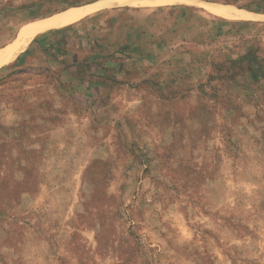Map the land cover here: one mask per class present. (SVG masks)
Wrapping results in <instances>:
<instances>
[{
	"label": "rangeland",
	"instance_id": "1",
	"mask_svg": "<svg viewBox=\"0 0 264 264\" xmlns=\"http://www.w3.org/2000/svg\"><path fill=\"white\" fill-rule=\"evenodd\" d=\"M28 1L0 0V53L144 8L0 69V264H264V0Z\"/></svg>",
	"mask_w": 264,
	"mask_h": 264
},
{
	"label": "bare ground",
	"instance_id": "2",
	"mask_svg": "<svg viewBox=\"0 0 264 264\" xmlns=\"http://www.w3.org/2000/svg\"><path fill=\"white\" fill-rule=\"evenodd\" d=\"M180 4H187V5H195L190 0H161L159 1V5H180ZM112 4L109 3H101L98 6L91 8L87 7L81 10H74L60 16L54 17L49 19L44 23H35L30 24L25 27L21 32V39L17 41L16 44L7 47L2 53H0V66L8 65L12 63L17 56L23 51L26 45L33 41V39L38 35V33L44 29L58 27L61 26L71 20L76 18L85 16L86 14L110 8Z\"/></svg>",
	"mask_w": 264,
	"mask_h": 264
},
{
	"label": "crops",
	"instance_id": "3",
	"mask_svg": "<svg viewBox=\"0 0 264 264\" xmlns=\"http://www.w3.org/2000/svg\"><path fill=\"white\" fill-rule=\"evenodd\" d=\"M39 0H34V1H31V0H29L25 5H24V7L25 8H33V7H38V2ZM67 1V0H66ZM72 1V0H71ZM70 1V2H71ZM99 1H105V0H97V1H95L94 3H97V2H99ZM94 3H87V4H81V5H76V4H72L71 6H69L68 8H66V9H64L63 11H66V10H68V9H71V8H79V7H83V6H87V5H91V4H94ZM41 5H42V3H41ZM139 8H144V7H130V6H116V7H113V8H111L110 10H108V11H105V12H99V13H97L96 15H94V16H91V17H88V18H86V19H84V20H82L81 22H79V23H76V24H73V25H69V26H66V27H64L63 29H60V28H62V27H60V28H56V29H52V30H50V31H47V32H45L46 34L48 33V32H51V31H56L57 29H58V31H61V30H68L69 28H71V27H73V26H75V25H78V24H81V23H85V22H87V21H89L91 18H94V17H96V16H99V15H101V14H104V13H106V12H114V13H117V12H121L122 10L124 11V10H132V11H137ZM63 11H61V12H63ZM60 13V12H59ZM55 14H57V13H55ZM54 15V14H53ZM53 15H51V16H53ZM51 16H48V17H44V18H39V19H35V20H31V21H29V22H27L26 24H24V26H22L20 29H19V31H18V33H17V36L14 38L15 40H17L18 38H19V36H20V31L25 27V26H27L30 22H36V21H38V20H42V19H46V18H49V17H51ZM45 33H43L42 35H39V36H37L36 38H35V40H39V42H40V44H42L43 42H44V38L45 37H43V35L45 34ZM13 39V40H14ZM12 40V41H13ZM11 41V42H12ZM10 43V42H9ZM9 43H7V44H9ZM7 44H5L2 48H0V50L1 49H4L5 47H6V45ZM34 44V42H32L31 44H30V46H28L27 47V49L29 50L30 49V47L32 46ZM26 49V50H27ZM87 49L88 48H83V49H81V50H78V52L77 53H79V54H77L76 55V58H77V62L75 63L76 64V66H75V68L77 69V72H79V73H82V74H84L85 76H88V71L86 70V68H85V62H87L88 60H90V56H89V54H88V52H87ZM25 50V51H26ZM24 51V52H25ZM24 52H22L19 56L21 57V58H23L22 60H23V65H25V64H27L28 62H30L32 59H28L27 57H26V53H24ZM24 53V54H23ZM18 56V57H19ZM17 57V58H18ZM16 58V59H17ZM15 59V60H16ZM28 60V61H27ZM8 65H11V64H8ZM8 65H3V66H0V69L1 68H3V67H6V66H8Z\"/></svg>",
	"mask_w": 264,
	"mask_h": 264
}]
</instances>
